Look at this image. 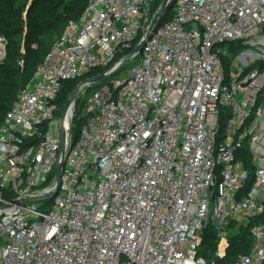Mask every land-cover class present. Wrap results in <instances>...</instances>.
Listing matches in <instances>:
<instances>
[{"label":"built area","instance_id":"2783aa9c","mask_svg":"<svg viewBox=\"0 0 264 264\" xmlns=\"http://www.w3.org/2000/svg\"><path fill=\"white\" fill-rule=\"evenodd\" d=\"M154 1L88 0L4 116L0 264H216L198 253L206 228L223 259L231 224L255 220L250 252L230 264H264V70L247 71L264 55L232 56L227 71L219 49L264 54V0H176L127 77L84 85L66 114L58 104L66 82L125 60ZM64 115L59 192L16 203L55 191Z\"/></svg>","mask_w":264,"mask_h":264},{"label":"trees","instance_id":"16d2710c","mask_svg":"<svg viewBox=\"0 0 264 264\" xmlns=\"http://www.w3.org/2000/svg\"><path fill=\"white\" fill-rule=\"evenodd\" d=\"M6 2L7 0H0L1 14H6V12L3 10V6L6 7ZM87 2L88 0H33L32 6L28 11L27 19L23 20L22 18L16 17L15 21L12 23H7V25L10 27L9 29L0 27V31H2V33L7 36L10 46L16 47L18 51L17 53L20 52L24 59V65L20 69L11 71V69L6 66L2 67V71L0 73V125L6 113L12 108L13 104L17 100L15 97V91L17 92L19 89H22L23 86H25L30 81L38 66L44 61V58L50 51L52 45L61 36L67 24L70 21H76L81 17ZM163 2L164 0L154 1L152 6V14L156 13ZM173 11L174 6H172V8L167 12L161 24L172 18ZM11 17H13V15H11ZM10 34L14 35V40L9 38ZM22 34L26 35L25 40L27 42L34 41L38 46L37 51H34L33 56L31 57L26 56L27 50L25 43L27 42H25L22 46L20 45V51L18 50L19 46L16 45L17 41H15V39L20 37ZM141 37L142 33L139 34L138 38L136 39L134 47L138 44ZM54 38H56V40H54ZM22 49H24V53ZM28 49L29 51L31 50L30 47ZM40 49H42V52H40ZM229 51H231L230 48ZM231 57L228 54L223 55L227 71L230 69ZM257 66L256 67L259 68L260 71H263L264 61L259 62ZM251 69H253V66L249 67L247 71ZM103 71L104 68L96 69L92 71L87 77L95 76L99 73H102ZM80 81L81 79L68 81L64 84L63 90L58 98V104L62 109L70 92ZM261 104H264V88L261 90L258 98V105ZM79 127L80 126L78 125L75 129L74 137H76L78 134ZM238 158L243 159L247 166L251 167V170L254 169L252 166H250L251 157L247 146H245L243 150L239 152ZM252 182L253 175L246 188L247 190L251 187ZM259 221L260 220H255L250 224L243 226L241 225L237 229V232H234L233 234L230 232V247L228 248L226 257L223 259L217 258L214 255V249L216 250L217 247V232L214 227L208 226L204 232L203 243L198 251L199 255L205 257L206 259H214V261L216 260L217 264H230L240 254L250 252V249L253 245L252 228L255 224L259 223ZM235 225L236 223H232L229 229L232 227L234 228Z\"/></svg>","mask_w":264,"mask_h":264},{"label":"rangeland","instance_id":"374dc122","mask_svg":"<svg viewBox=\"0 0 264 264\" xmlns=\"http://www.w3.org/2000/svg\"><path fill=\"white\" fill-rule=\"evenodd\" d=\"M32 3H33V0H7V2L5 3V6L4 7L3 5V10L6 12V14H1L0 13V27H4V28H10L7 23H12L13 21L16 20V17L18 18H22L23 20L24 19H27V15H28V11L30 10L31 6H32ZM1 4V3H0ZM11 15H13V17H11ZM0 36H3L5 37L7 40V36L5 34L2 33V31H0ZM12 40H14V35H11L10 34V37ZM26 38V35L25 34H22L20 37H17L15 39V41H17V46L18 47V50L20 51V45L22 46L25 42H27L25 40ZM57 38V37H56ZM56 38H54V40H56ZM53 40V41H54ZM9 40H8V45H7V56L5 58H0V73L2 71V67L3 66H6L8 68L12 70H16V69H20L22 66L19 64V60H24L23 59V55L19 52L17 53V49L16 47H11L10 44H9ZM26 45V50H27V53H26V56L28 57H31L33 56V52L34 51H37L38 49V46L37 44L34 42V41H29L27 43H25ZM10 46V47H9ZM31 48V50L29 51L28 48ZM10 48V49H9ZM20 48V49H19ZM229 48L231 51H229ZM262 48H264L262 46ZM219 49H222V50H228L227 51V54L231 57V56H235V60L240 64V66L242 67H245L246 64H244L246 62L245 60V56H241L246 50H249V49H252V51L254 52H259L261 53L262 55H264L261 50H259L258 47H255V46H249V45H244V42L243 41H236V42H233V43H225L223 45H220L219 46ZM9 50V52H8ZM24 49H22L23 51ZM40 52H42V49H40ZM231 52V53H230ZM231 54V55H230ZM247 61H250L251 60V57L247 56L246 57ZM7 60V61H6ZM261 61H264V60H261V59H256V64L253 65V68L255 66L258 65L259 62ZM138 63V58L130 61L122 70L121 72H119L117 75H115L116 77L113 79H121V78H125L129 75V71L132 67H134L135 65H137ZM258 67V66H257ZM93 89V88H92ZM92 89H90V91H92ZM13 90V89H12ZM21 89H19L17 92L15 91V97L17 98L18 97V94L20 92ZM239 98V97H238ZM57 117V116H56ZM225 129H226V123L223 122V125H222V131H221V136L225 133ZM241 225L239 224H236L234 226V228H230L229 229V235L230 232L233 234L234 232H237V229L240 227ZM243 226V225H242ZM217 248V247H216ZM214 255L217 257L216 255V250L214 249ZM208 258V257H207ZM209 262H213V263H216V260L214 261V259H207Z\"/></svg>","mask_w":264,"mask_h":264},{"label":"water","instance_id":"95a60500","mask_svg":"<svg viewBox=\"0 0 264 264\" xmlns=\"http://www.w3.org/2000/svg\"><path fill=\"white\" fill-rule=\"evenodd\" d=\"M175 1L176 0H164V2L161 4L159 9L156 11L152 22L148 26V30L146 32L145 38L142 39L138 43V45L134 48V50L126 56L125 60L118 67H116L114 69H109L108 71H105L101 74L87 78V79L83 80L82 82H80L79 84H77V86L70 92L69 96L67 97V100H66L65 105H64L65 114L70 109L72 104L74 103L77 95L79 94L80 90L82 89V87L84 85L99 83V82H102L104 80H107V79L113 77L114 75L119 73L125 67V65L127 63H129V61L133 58L134 55H136L137 53H139L143 50V47L145 45L147 38H149L151 33L153 32V30L161 24L165 15L172 8ZM64 118H65V115L63 116L62 127L60 130L61 149H60V160H58L57 165H56L55 191L51 195H49L45 198H24L23 200H16L15 201L16 203H21V202H26V201H41L44 199H51L59 192L60 183H61V174H62V168H63L62 157H63V155L67 149V138H68V129H67V126L65 124Z\"/></svg>","mask_w":264,"mask_h":264}]
</instances>
